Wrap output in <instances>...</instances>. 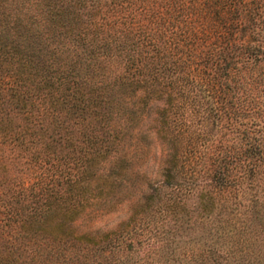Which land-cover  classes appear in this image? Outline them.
I'll return each mask as SVG.
<instances>
[{
  "label": "trees",
  "instance_id": "obj_1",
  "mask_svg": "<svg viewBox=\"0 0 264 264\" xmlns=\"http://www.w3.org/2000/svg\"><path fill=\"white\" fill-rule=\"evenodd\" d=\"M0 264H264V0H0Z\"/></svg>",
  "mask_w": 264,
  "mask_h": 264
},
{
  "label": "rangeland",
  "instance_id": "obj_2",
  "mask_svg": "<svg viewBox=\"0 0 264 264\" xmlns=\"http://www.w3.org/2000/svg\"><path fill=\"white\" fill-rule=\"evenodd\" d=\"M123 209H120L119 212H117L116 215H111L108 218H104L102 220H100L98 222V225H103V224H108V225H112L114 222H116L118 219H120L123 215Z\"/></svg>",
  "mask_w": 264,
  "mask_h": 264
}]
</instances>
